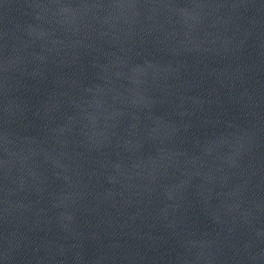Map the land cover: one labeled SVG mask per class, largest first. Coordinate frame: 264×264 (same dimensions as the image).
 <instances>
[{"label": "water", "instance_id": "95a60500", "mask_svg": "<svg viewBox=\"0 0 264 264\" xmlns=\"http://www.w3.org/2000/svg\"><path fill=\"white\" fill-rule=\"evenodd\" d=\"M261 237L264 0H0V264Z\"/></svg>", "mask_w": 264, "mask_h": 264}]
</instances>
